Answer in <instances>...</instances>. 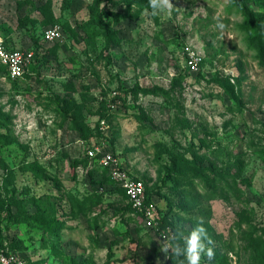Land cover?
I'll use <instances>...</instances> for the list:
<instances>
[{
  "label": "rangeland",
  "instance_id": "rangeland-1",
  "mask_svg": "<svg viewBox=\"0 0 264 264\" xmlns=\"http://www.w3.org/2000/svg\"><path fill=\"white\" fill-rule=\"evenodd\" d=\"M236 1L172 0L153 15L148 0H0V36L37 57L18 81L0 63L4 248L33 264H128L144 237L158 247L109 196L119 188L89 155L103 147L146 183L162 225L203 219L212 264H264V36ZM246 1L264 16V0ZM49 28L62 39L45 43Z\"/></svg>",
  "mask_w": 264,
  "mask_h": 264
},
{
  "label": "built area",
  "instance_id": "built-area-1",
  "mask_svg": "<svg viewBox=\"0 0 264 264\" xmlns=\"http://www.w3.org/2000/svg\"><path fill=\"white\" fill-rule=\"evenodd\" d=\"M60 39L62 32L58 28H49L43 33V41L47 44L58 42ZM35 55V50L15 48L0 36V63L13 80L23 79L29 73L35 63ZM187 64L191 70H196L200 59L190 52ZM100 129L105 134L110 129L109 122L105 119L101 120ZM89 155L94 162L107 169L110 178L124 190L132 209L143 218L145 228L155 234L159 240L168 235L169 229L172 228L162 225L160 210L155 201L149 199L145 182L125 168L120 158L112 151L99 147L90 150ZM0 264H30V260L24 254L11 251L0 244Z\"/></svg>",
  "mask_w": 264,
  "mask_h": 264
},
{
  "label": "clouds",
  "instance_id": "clouds-1",
  "mask_svg": "<svg viewBox=\"0 0 264 264\" xmlns=\"http://www.w3.org/2000/svg\"><path fill=\"white\" fill-rule=\"evenodd\" d=\"M152 14L156 15L159 12H167L171 15L174 4L172 0H148ZM223 28L222 24L217 25ZM160 252L165 257L181 258L179 264H202V261H207V264H212L216 256V241L208 233L204 226L202 218L196 220L195 226L191 228L187 235L182 231H172L169 229L168 235L161 238L159 241Z\"/></svg>",
  "mask_w": 264,
  "mask_h": 264
},
{
  "label": "trees",
  "instance_id": "trees-1",
  "mask_svg": "<svg viewBox=\"0 0 264 264\" xmlns=\"http://www.w3.org/2000/svg\"><path fill=\"white\" fill-rule=\"evenodd\" d=\"M237 2V5L240 7V9H241V11H242V13L244 14V16H245V18H246V20H247V26H248V29L249 30H251V31H254L258 36H264V25H263V22H262V18L264 17V16H261L260 14L258 15L257 13H255L250 7H249V4H248V2L246 1V0H237L236 1ZM105 28L107 29V32L108 33H110L111 32V29L108 27V26H105ZM262 43H263V41H261ZM33 50H35V49H33ZM35 52H36V50H35ZM263 54H264V50H263V52H262ZM263 57H264V55H263ZM36 55H35V61H36ZM6 69V68H5ZM33 69H34V65L31 67V69H30V71H33ZM6 71H7V69H6ZM9 76V75H8ZM10 77V76H9ZM18 80H21V79H17L16 81H18ZM109 117H104V118H102V120L103 119H105V120H107L108 122H110L109 121V119H108ZM78 132H80L81 134H83L82 133V130L81 129H78ZM104 134V133H103ZM92 160V159H91ZM93 161V160H92ZM104 171H106L107 173H108V176H109V172H108V170L107 169H105V168H102ZM110 177V176H109ZM105 185H107V183H102L101 184V187H103V186H105ZM145 185H146V183H145ZM119 188V187H118ZM146 189H147V195H148V197H149V199L150 200H153L154 198L153 197H151L150 196V194H149V191H148V188H147V185H146ZM100 189H97V196L95 197V199L98 201V203H101L102 201H104L103 200V198H104V193H101L100 191H99ZM115 194V193H119V194H121V195H123L126 199H127V196H126V194H125V192H124V190H122L121 188H119L118 190H115V191H111V193H109V196H113V195H111V194ZM94 198V197H93ZM128 200V199H127ZM85 202V201H84ZM129 206H130V209H129V212L131 213V212H135L133 209H132V207H131V205L129 204ZM129 212H127V213H124V215L126 214V215H128V213ZM92 213H93V210H90V209H87L86 211H84L83 212V215L85 216V218H87V219H89L90 217H91V215H92ZM100 217L98 218V220L97 221H95V223L92 225L91 224V226H93V227H91L92 229H94V230H100L101 228H104L103 226H105L104 225V223L102 224L100 221ZM172 228H173V231H177V230H180V231H182L183 232V234L184 235H187L188 233H189V231H186V230H183L182 228H178L177 226H173V225H170ZM26 256V255H25ZM27 257V256H26ZM28 258V257H27ZM29 259V258H28ZM111 259H112V255H110L109 256V261L106 263V264H110L111 263ZM180 259H183V257H181V258H176V257H172V261L174 262V263H176V264H179V261H180ZM30 260V259H29ZM82 264H97L93 259H88V260H84L83 262H81ZM30 264H33L32 262H31V260H30Z\"/></svg>",
  "mask_w": 264,
  "mask_h": 264
},
{
  "label": "crops",
  "instance_id": "crops-1",
  "mask_svg": "<svg viewBox=\"0 0 264 264\" xmlns=\"http://www.w3.org/2000/svg\"><path fill=\"white\" fill-rule=\"evenodd\" d=\"M30 74H31V71H29V73H27L25 77H29ZM153 200L155 201V199ZM101 230L102 228L100 230H97V232L100 233ZM145 230H146L145 233H148L150 234V236L153 237L154 235L153 233L149 232L146 228ZM151 241L152 239L149 236L144 237L143 243H142L143 245L136 246L135 248L136 256L128 264H176L172 261V256L170 254H169V257H165L164 254L160 252L159 250L160 245L158 243H157L158 247H152L150 243ZM163 256L166 258V260L164 259ZM115 258L111 259L110 264H123L121 261ZM107 261H109V256L107 257ZM95 262L99 264L98 261H95Z\"/></svg>",
  "mask_w": 264,
  "mask_h": 264
}]
</instances>
